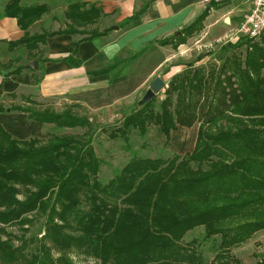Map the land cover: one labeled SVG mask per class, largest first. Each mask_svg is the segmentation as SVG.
Masks as SVG:
<instances>
[{
  "label": "trees",
  "instance_id": "obj_1",
  "mask_svg": "<svg viewBox=\"0 0 264 264\" xmlns=\"http://www.w3.org/2000/svg\"><path fill=\"white\" fill-rule=\"evenodd\" d=\"M149 2L142 0L117 28L139 21ZM48 11L47 4L6 0L0 18H16L24 31L6 42L7 50L22 48L29 60L0 64L3 80L20 75L33 60L39 67L50 60L45 48L53 36L74 37L72 53L59 60L78 66L80 43L113 30L100 22V6L73 1L64 10V28L30 34L28 27ZM205 16L159 44L176 49L186 43L200 32ZM229 47L233 52L220 64L190 62L169 79L164 98L136 102L116 126L101 128L131 150L132 134L144 137L154 127L165 146L172 131L198 124L193 150L156 158L133 155L106 182L98 178L97 127L81 104L70 102L57 111L30 95L7 93L25 105L0 103V112H23L30 120L83 132L17 139L0 125V231L44 218L33 250L25 253L36 236L20 235L18 246L11 237L0 241V264H82L71 253L96 264H207L206 243L209 264H240L232 250L264 230V34L257 41L236 38ZM197 229L201 235L187 240Z\"/></svg>",
  "mask_w": 264,
  "mask_h": 264
},
{
  "label": "crops",
  "instance_id": "obj_2",
  "mask_svg": "<svg viewBox=\"0 0 264 264\" xmlns=\"http://www.w3.org/2000/svg\"><path fill=\"white\" fill-rule=\"evenodd\" d=\"M73 1L100 6L104 14L100 22L111 27L132 15L142 3V0H22L26 6L47 4L49 7L48 13L30 25L27 31L33 34L64 28V10ZM5 4L6 0H0V12ZM238 10L231 3L215 4L205 0H150L139 21L113 28L104 36L80 43L75 54V58L80 60L78 66L59 60L72 53L74 37L62 34L49 38L45 55L50 60L40 67L38 65L37 71L26 68L20 75H12L5 80L0 74V95L14 92L17 95H30L33 99L62 98L68 103H79L90 112L102 116L115 111L128 112L139 101L136 100L137 95L144 90L146 92L155 77H161L167 85L173 75L185 69L195 46L206 43L208 39H203L206 35H214L221 30V26L216 27L217 24L230 29L236 27L240 19ZM204 12L206 16L202 29L188 38L186 43L176 49L159 44V40L174 35ZM53 25L58 26L53 28ZM23 34L16 18H0V64L16 57H20V64L28 62L24 49L7 50L6 42L19 39ZM200 35L203 37L198 40ZM117 60L119 62L115 66ZM0 125L17 139L42 138L45 134L44 124L28 119L23 112H0ZM188 129L197 135L198 124L178 127L171 132L165 146L176 141L175 150H170L171 153L184 154L193 150V139L189 142L182 134L183 130ZM260 244H264V230L256 232L248 242L234 248L233 255L241 264H247L242 252L247 246L255 245L258 248Z\"/></svg>",
  "mask_w": 264,
  "mask_h": 264
},
{
  "label": "rangeland",
  "instance_id": "obj_3",
  "mask_svg": "<svg viewBox=\"0 0 264 264\" xmlns=\"http://www.w3.org/2000/svg\"><path fill=\"white\" fill-rule=\"evenodd\" d=\"M60 24V23H57ZM58 25H53V28H56ZM103 26H106V24ZM221 26V30L216 32L214 35H206L203 39H208V41L204 44H199L200 46H195V49L193 50V55L190 58V62L197 61V59H200L201 62L199 65H209V64H215L218 65L221 63V61L224 60L225 57L229 56L233 49L229 47V43H233L236 40V37L233 36L235 27H226L222 25L221 23L217 24L216 27ZM209 36V37H208ZM203 37V36H202ZM201 35L198 36V40L202 38ZM247 39V38H243ZM259 38L254 39V41H257ZM248 40V39H247ZM196 42V41H194ZM193 42L192 45L195 43ZM197 47V48H196ZM245 46L241 47L239 51H243ZM202 58V59H201ZM29 71H33V69L29 68ZM37 71V69H36ZM165 88L162 89L159 93L156 95L164 98L163 94ZM145 93V90L137 95L136 100H140L143 97V94ZM36 102H39L42 105H48L52 107L53 109L60 111L62 110L67 104V101H64L62 98H56L53 100H42L35 98ZM0 103L8 107L9 105L13 103H19L22 105H25V103L22 102V100L17 98H11L7 94L0 95ZM86 114L90 117V119L93 121V123L96 125L97 130L93 137V146L95 149V152L97 156L102 160V164L100 166V171L98 174V178L101 182H106L111 177H113L120 168L129 160V158L133 155L140 156V157H166L171 154L170 150H175L174 146L176 141L171 142L167 147L164 146V135L157 132L154 127H151L144 137H139L136 134H132L130 137L129 144L131 145V150L125 149V144L121 140H110L107 137V132L101 128L109 129L108 127L116 126L119 121L122 119L125 111H115V112H109L105 115H100L96 112H90L87 108L83 107ZM87 110V111H86ZM81 113H84L81 110ZM44 136L47 135V133H53V134H80L83 132V129L75 128V129H63L55 126L54 124H44ZM184 134L188 141L194 143L195 142V136L196 132H193V130L188 129L187 131L182 132ZM175 135V134H174ZM192 138V139H191ZM26 229V231H25ZM44 229V218L43 217H37L33 221L32 224H29V226H25L24 228H21L19 225H9L5 226L6 232L0 231V241H4L8 238L11 239V243L13 246H18L22 243V240L19 238L20 235H24V239L28 240L30 236H36L34 241L28 242V248L25 253H27L30 250H33L35 246H38L39 243V237L43 234ZM202 233V230L197 229L194 232H191L189 236L186 238L187 240H190L193 236H200ZM248 242V241H247ZM206 249H205V258L207 264H209L211 258H212V252L207 250V247L209 246L208 243H206ZM233 254V251H232ZM56 255V254H55ZM244 255V259L246 260L247 264H264V244H260V247H255V245H252V247L247 246V248L242 252V256ZM72 259L74 261H79L82 264H96L97 262L92 258H86L83 255L77 254V253H71ZM240 261V260H239ZM241 264V263H240Z\"/></svg>",
  "mask_w": 264,
  "mask_h": 264
},
{
  "label": "built area",
  "instance_id": "obj_4",
  "mask_svg": "<svg viewBox=\"0 0 264 264\" xmlns=\"http://www.w3.org/2000/svg\"><path fill=\"white\" fill-rule=\"evenodd\" d=\"M215 4H234L240 14L233 36L256 39L264 34V0H205Z\"/></svg>",
  "mask_w": 264,
  "mask_h": 264
},
{
  "label": "water",
  "instance_id": "obj_5",
  "mask_svg": "<svg viewBox=\"0 0 264 264\" xmlns=\"http://www.w3.org/2000/svg\"><path fill=\"white\" fill-rule=\"evenodd\" d=\"M112 28H117V26H113ZM28 67L36 70L38 69V61L33 60L31 62L28 63ZM166 86L165 81L157 76L155 77L151 84L149 85L148 89L146 90V92L144 93L143 97L138 101L139 105L144 104L145 102H148L150 99H152L157 93H159L162 89H164Z\"/></svg>",
  "mask_w": 264,
  "mask_h": 264
}]
</instances>
